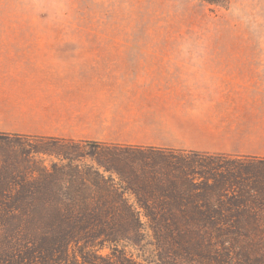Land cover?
I'll return each instance as SVG.
<instances>
[{
    "label": "crops",
    "instance_id": "0c3cea01",
    "mask_svg": "<svg viewBox=\"0 0 264 264\" xmlns=\"http://www.w3.org/2000/svg\"><path fill=\"white\" fill-rule=\"evenodd\" d=\"M155 43L0 37V133L264 159V55Z\"/></svg>",
    "mask_w": 264,
    "mask_h": 264
},
{
    "label": "trees",
    "instance_id": "16d2710c",
    "mask_svg": "<svg viewBox=\"0 0 264 264\" xmlns=\"http://www.w3.org/2000/svg\"><path fill=\"white\" fill-rule=\"evenodd\" d=\"M84 143L88 153L77 158L88 157L92 165L72 166L74 159L61 153L67 164L49 174L40 172L38 184L0 187V227L11 234L13 248L48 253L81 241L95 247L97 242L131 240L142 216L154 238L165 240L172 253L187 260L193 261L194 253L200 264L211 259L264 264V159L233 158L215 165L180 156L202 155L194 152ZM195 238L205 240L200 248ZM211 240L221 250L214 258ZM43 263L51 264L47 258Z\"/></svg>",
    "mask_w": 264,
    "mask_h": 264
},
{
    "label": "rangeland",
    "instance_id": "374dc122",
    "mask_svg": "<svg viewBox=\"0 0 264 264\" xmlns=\"http://www.w3.org/2000/svg\"><path fill=\"white\" fill-rule=\"evenodd\" d=\"M0 29V37L145 40L164 45L157 49L167 53L264 55V0H226L220 5L202 0H0ZM61 153L74 159L72 166L93 164L88 157L77 158L88 153L83 142L0 136V187L38 184L40 172L49 174L67 164ZM180 156L215 165L233 159ZM139 227L131 240L97 242L95 247L81 241L48 253L13 248L11 234L0 227V264H45L44 258L51 264H87L84 258L91 264H200L194 253L193 261L172 253L165 240L151 235L142 216ZM192 241L200 248L205 240ZM214 242L211 258L221 251Z\"/></svg>",
    "mask_w": 264,
    "mask_h": 264
}]
</instances>
